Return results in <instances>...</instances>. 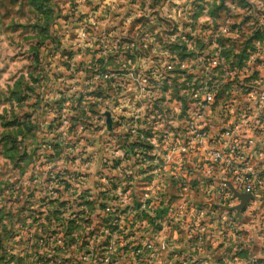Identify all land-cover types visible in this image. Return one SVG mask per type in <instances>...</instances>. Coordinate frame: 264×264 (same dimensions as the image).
I'll return each mask as SVG.
<instances>
[{
    "label": "rangeland",
    "instance_id": "1",
    "mask_svg": "<svg viewBox=\"0 0 264 264\" xmlns=\"http://www.w3.org/2000/svg\"><path fill=\"white\" fill-rule=\"evenodd\" d=\"M207 94L217 130L264 121V0H0L2 245L20 223L64 264H264V202L227 211L186 145Z\"/></svg>",
    "mask_w": 264,
    "mask_h": 264
},
{
    "label": "built area",
    "instance_id": "2",
    "mask_svg": "<svg viewBox=\"0 0 264 264\" xmlns=\"http://www.w3.org/2000/svg\"><path fill=\"white\" fill-rule=\"evenodd\" d=\"M184 65L183 63L180 64V68L184 69ZM211 66L218 68V61L213 59ZM167 68L170 70L172 66L168 65ZM215 97L218 96L205 95L203 104H199L202 109L194 110V126L188 129L186 145L194 146V149L202 155L200 162L203 163V170L207 176H212V172L215 170L222 177H225L227 173L235 172L230 177V186L243 192L241 194H250L253 197L256 192L264 189V180H260L257 175H248L249 173H247L248 152L253 145L252 127L255 125V128H257L256 126L260 124L261 120L259 121V117L256 116H259L262 112L253 109V120H250V118L247 120L237 118L238 123L231 122L229 124L227 118L233 115V112L231 109L225 110L222 112L223 116L226 117L223 127L212 130L214 127L209 117H211L212 107L216 105ZM260 100L264 101V94L260 97ZM246 112L245 108L240 116ZM222 187L224 188L222 199L227 204L225 206L232 208L238 205L239 202L233 197L229 187L227 186V188L224 185ZM147 214H149V210H147ZM50 226L55 228L54 224ZM19 228L23 235L14 236L9 243L4 244L3 249L0 251V256H3V261L0 264H20V262H24L23 264H64L63 260H68L70 249L67 246L65 234L63 237L53 230V232L44 236L40 231L26 230L25 225L20 223L17 229ZM55 229H59V226L57 225ZM25 230L30 235L26 234Z\"/></svg>",
    "mask_w": 264,
    "mask_h": 264
},
{
    "label": "crops",
    "instance_id": "3",
    "mask_svg": "<svg viewBox=\"0 0 264 264\" xmlns=\"http://www.w3.org/2000/svg\"><path fill=\"white\" fill-rule=\"evenodd\" d=\"M243 110H241V112ZM222 127H223V125H222ZM212 130H217V129L212 128ZM251 136L253 139V145L249 148V152H248L249 156H248V163H247V166H248L247 171L248 172L247 171L246 172L249 173L248 175H250V174L257 175L260 180H264V121L260 122L258 128H256V130L253 132V134ZM202 171L204 172V170H202ZM234 173L235 172H230V173L225 174V177H222V175L219 174L217 170H215L214 172H212V176L209 175L207 177H209V182H211V181L219 182L220 188H221V186H223L222 183H224L231 190L232 186H230L229 182H230L231 175ZM234 190L240 194L243 193V192L239 191L238 189H234ZM221 193L223 195L224 192H221ZM215 194H216V197L219 198V200H221V202L224 201L222 199V195L220 194V192H215L212 195L214 196ZM260 201L264 202V189L256 192V195L253 196V199L247 203L246 209L244 211L252 208L255 205H257V207H259L258 202H260ZM212 206H214L212 208V210H214V211H211V210L208 211L207 210L210 215H214V213H217L218 211H222V209H221L222 204L221 205L217 204V205H212ZM237 216H239V214ZM209 223H210V226L213 227L214 223L213 222H209ZM228 225L229 224L224 225L222 227V230L227 229L229 227ZM3 240H4V238H3ZM2 241H1V243H2ZM3 246H4V244H3Z\"/></svg>",
    "mask_w": 264,
    "mask_h": 264
},
{
    "label": "water",
    "instance_id": "4",
    "mask_svg": "<svg viewBox=\"0 0 264 264\" xmlns=\"http://www.w3.org/2000/svg\"><path fill=\"white\" fill-rule=\"evenodd\" d=\"M231 191H232L233 197L238 200L239 205L232 209H228L227 211H230V212L243 211L246 208L247 203L253 199L252 195L250 194H240L236 192L233 188H231Z\"/></svg>",
    "mask_w": 264,
    "mask_h": 264
},
{
    "label": "trees",
    "instance_id": "5",
    "mask_svg": "<svg viewBox=\"0 0 264 264\" xmlns=\"http://www.w3.org/2000/svg\"><path fill=\"white\" fill-rule=\"evenodd\" d=\"M219 98L215 97V100L217 101ZM3 249V245L0 240V251ZM3 261V256H0V263Z\"/></svg>",
    "mask_w": 264,
    "mask_h": 264
}]
</instances>
